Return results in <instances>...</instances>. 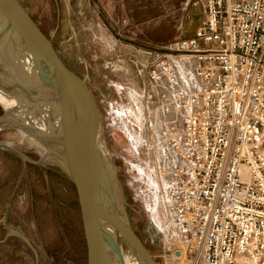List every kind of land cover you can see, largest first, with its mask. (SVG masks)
<instances>
[{"label":"rangeland","instance_id":"1","mask_svg":"<svg viewBox=\"0 0 264 264\" xmlns=\"http://www.w3.org/2000/svg\"><path fill=\"white\" fill-rule=\"evenodd\" d=\"M182 1L18 0L92 94L129 223L157 264H187L185 256L179 260L172 253L179 242L171 243L162 229L168 217V178L160 161L165 122L147 72L159 46L190 37L201 20L199 10H183ZM9 140L19 138L10 129L0 132V142ZM21 152L32 161L40 158L25 145ZM157 198L164 200L161 208ZM11 230L29 240L37 264H86L72 183L55 165L32 164L0 149V240ZM0 264L36 263L11 236L0 243Z\"/></svg>","mask_w":264,"mask_h":264},{"label":"built area","instance_id":"2","mask_svg":"<svg viewBox=\"0 0 264 264\" xmlns=\"http://www.w3.org/2000/svg\"><path fill=\"white\" fill-rule=\"evenodd\" d=\"M181 8L199 24L147 71L165 122L166 235L187 264H264V0Z\"/></svg>","mask_w":264,"mask_h":264},{"label":"water","instance_id":"3","mask_svg":"<svg viewBox=\"0 0 264 264\" xmlns=\"http://www.w3.org/2000/svg\"><path fill=\"white\" fill-rule=\"evenodd\" d=\"M0 91L14 105L0 114V132L26 127L46 150L30 160L20 150L0 149L32 164L55 165L72 183L86 244V264H114L109 236L100 222L114 225L140 264H157L133 231L120 184L109 156L102 158L93 139L96 109L84 81L68 69L18 0H0ZM37 253L20 232H7ZM178 255V252H175Z\"/></svg>","mask_w":264,"mask_h":264},{"label":"bare ground","instance_id":"4","mask_svg":"<svg viewBox=\"0 0 264 264\" xmlns=\"http://www.w3.org/2000/svg\"><path fill=\"white\" fill-rule=\"evenodd\" d=\"M0 105H2L5 110H8L9 108H11L14 105V102L11 101V99H9L8 96L4 92L0 91ZM170 116L171 117L175 116L174 110L171 111ZM97 118L99 119V116H97ZM93 121H94V119H93ZM93 121H92V123H93L92 128H93V133H94L93 134L94 145L96 147L97 153L102 158L107 159V157L109 156V153H107L106 149L104 148V143L102 142V140L100 138V136L102 134L100 122H99V120L98 121L96 120L95 122H93ZM10 130L12 132H14V134L17 136V138H19V140H16V141L9 140V141L1 142L4 147H6L8 149L11 148V149H16V150L21 151V146L25 145V146H28L31 149H33L38 154V156H40V158H46L48 160L45 148L41 145L38 138H36V136L28 128L18 126V127L10 128ZM109 158H110V156H109ZM153 183L154 182L152 181L151 184H153ZM157 199L159 202L158 203L159 208H161L162 201L164 204V200L162 199V201H161V198H157ZM100 224L103 227V232L109 236L110 249L112 252L111 257L113 259V263L114 264H140L138 262V260L128 251V249L125 246L124 240L119 235V232H117L114 225L112 223H109V222H107V223L106 222H100ZM164 228L167 230V227H165V226L163 227V225H162V229H164ZM167 239L169 240V238H167ZM168 240H167V242H168ZM169 241H171V243L177 242L174 240L173 241L169 240ZM179 244H180V246H178L177 248H175L173 250L174 251L173 254L175 255V252L177 251L178 255H175V256L177 259L181 260L182 257L184 258L186 253H185L184 245L180 242H179Z\"/></svg>","mask_w":264,"mask_h":264},{"label":"flooded vegetation","instance_id":"5","mask_svg":"<svg viewBox=\"0 0 264 264\" xmlns=\"http://www.w3.org/2000/svg\"><path fill=\"white\" fill-rule=\"evenodd\" d=\"M134 231V230H133Z\"/></svg>","mask_w":264,"mask_h":264}]
</instances>
